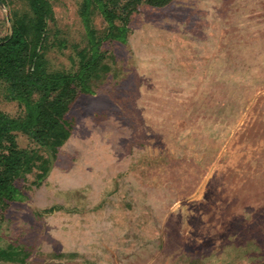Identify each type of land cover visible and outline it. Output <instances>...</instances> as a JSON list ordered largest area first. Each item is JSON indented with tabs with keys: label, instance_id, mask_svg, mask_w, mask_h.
<instances>
[{
	"label": "rangeland",
	"instance_id": "1",
	"mask_svg": "<svg viewBox=\"0 0 264 264\" xmlns=\"http://www.w3.org/2000/svg\"><path fill=\"white\" fill-rule=\"evenodd\" d=\"M46 1L40 22L0 0V43L14 27L29 43L20 77L78 73L90 31L99 72L73 83L61 144L23 129L0 144L22 152L0 264H264V0H103L124 42L96 0ZM32 89L30 105L56 95ZM15 90L0 78V112L26 121Z\"/></svg>",
	"mask_w": 264,
	"mask_h": 264
},
{
	"label": "trees",
	"instance_id": "2",
	"mask_svg": "<svg viewBox=\"0 0 264 264\" xmlns=\"http://www.w3.org/2000/svg\"><path fill=\"white\" fill-rule=\"evenodd\" d=\"M102 9V13L108 23L109 38L117 39L119 41H126L127 26L125 23L116 24L115 18L123 19L118 16L113 10L108 9L105 3L108 1L96 0ZM173 0H146L151 6L163 7ZM88 4V0H86ZM141 0H131V6L137 8V4ZM85 5V7L87 6ZM46 0H31V7L38 16L40 22H43L44 17L49 13V6ZM107 6V8H106ZM0 43V78L10 79L13 82V88L16 96H19L24 102L27 109V120L19 121V119L11 118L0 112V144L5 140L4 137L10 138L9 132L12 130H27L29 134L36 140L45 142L48 137H53L55 140L52 144H61L70 134V127L63 117L64 111L68 108L67 97L73 91V83L79 82L81 89L88 91L86 80L90 78L92 72L97 69L100 54L95 48V40L93 32L89 33V43L92 45L93 51L90 59L82 63L78 73L74 75L55 74L48 75L39 73V65L36 64L31 72L20 73L25 65V60L29 58V43L22 31L18 27H14L10 35L4 37ZM35 55V53H34ZM100 66V65H99ZM99 69V68H98ZM99 71L96 70L95 73ZM42 82L43 90L56 93L53 98L47 102L42 100L37 101L34 105H30L28 98L31 95L32 87H38V83ZM23 96V97H22ZM40 128L34 129L35 125ZM10 142L7 146V154L0 158V167L4 165V169L0 168V194H5L6 198H12L13 192L16 191L12 183L11 174L16 173V167L21 162L20 152L16 147L12 146ZM7 145V144H6ZM1 154V153H0ZM6 254L0 251V256Z\"/></svg>",
	"mask_w": 264,
	"mask_h": 264
},
{
	"label": "crops",
	"instance_id": "3",
	"mask_svg": "<svg viewBox=\"0 0 264 264\" xmlns=\"http://www.w3.org/2000/svg\"><path fill=\"white\" fill-rule=\"evenodd\" d=\"M231 136V135H230ZM234 136V135H233ZM232 137V136H231ZM233 140V139H232ZM232 140H230L231 141V143H232ZM239 148V147H238ZM238 148H236V149H238ZM240 149V148H239ZM244 149V147L242 148L241 147V150H243ZM225 153H226V151H224ZM224 152H222V154H224ZM244 152V151H243ZM242 152V153H243ZM239 153H241V152H239ZM245 153V155H248L249 153H247V152H244ZM261 207V206H260ZM260 207H257V208H254L252 211H250L249 213H248V216L250 217L252 214H253V212L255 213V215H257V212H258V208H260Z\"/></svg>",
	"mask_w": 264,
	"mask_h": 264
}]
</instances>
